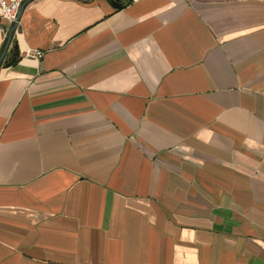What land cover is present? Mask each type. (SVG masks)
I'll list each match as a JSON object with an SVG mask.
<instances>
[{
	"label": "crops",
	"instance_id": "0c3cea01",
	"mask_svg": "<svg viewBox=\"0 0 264 264\" xmlns=\"http://www.w3.org/2000/svg\"><path fill=\"white\" fill-rule=\"evenodd\" d=\"M113 1L22 14L0 264H264V0Z\"/></svg>",
	"mask_w": 264,
	"mask_h": 264
},
{
	"label": "water",
	"instance_id": "95a60500",
	"mask_svg": "<svg viewBox=\"0 0 264 264\" xmlns=\"http://www.w3.org/2000/svg\"><path fill=\"white\" fill-rule=\"evenodd\" d=\"M31 1L32 0H24L23 1V3L21 4L20 10L18 12V15H17V19L10 25V27L8 29L6 42H5V45H4L2 52L0 54V68L3 64L10 65L13 62H15L17 60L19 54H20L18 44H15L13 47L15 50L14 56L9 61H6V55H7L9 48L13 42L15 32L17 31V29L19 27L22 14H23L26 6L28 5V3H30ZM113 3L116 7L121 6V3L118 0H114Z\"/></svg>",
	"mask_w": 264,
	"mask_h": 264
},
{
	"label": "built area",
	"instance_id": "2783aa9c",
	"mask_svg": "<svg viewBox=\"0 0 264 264\" xmlns=\"http://www.w3.org/2000/svg\"><path fill=\"white\" fill-rule=\"evenodd\" d=\"M24 0H0V24L6 20L10 25L17 19L18 12ZM41 50L34 51V56L41 57Z\"/></svg>",
	"mask_w": 264,
	"mask_h": 264
}]
</instances>
